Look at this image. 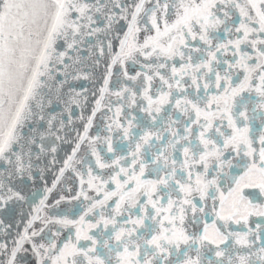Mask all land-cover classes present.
<instances>
[{
    "label": "snow or ice",
    "instance_id": "snow-or-ice-1",
    "mask_svg": "<svg viewBox=\"0 0 264 264\" xmlns=\"http://www.w3.org/2000/svg\"><path fill=\"white\" fill-rule=\"evenodd\" d=\"M121 21L127 31L112 37L114 51L109 37ZM81 45L104 75L73 141L72 106L83 109L88 96L70 81L94 79L81 68ZM129 61L141 71L130 74ZM60 103L67 122L52 111ZM105 108V131L122 133L127 155L112 135H89ZM64 144L74 146L51 186L26 192ZM0 162V212L41 195L12 246L0 242V264H20L29 252L35 264H264V226L248 227L264 218V0H0ZM65 201L80 202L78 219L46 211Z\"/></svg>",
    "mask_w": 264,
    "mask_h": 264
},
{
    "label": "water",
    "instance_id": "water-1",
    "mask_svg": "<svg viewBox=\"0 0 264 264\" xmlns=\"http://www.w3.org/2000/svg\"><path fill=\"white\" fill-rule=\"evenodd\" d=\"M127 2L131 3V0H127ZM101 26H103V21H101ZM116 29L117 31L109 37V39H112L114 51L119 50V40L113 39L112 37L115 35H119L122 38L123 33L127 31L126 23L124 21H121L118 25H116ZM90 39L94 44L95 37H92ZM80 47L81 51L79 54L84 58L85 61L81 65V68L83 72L91 73L94 79H80L79 81H70L71 85L75 87L77 91L86 89L88 96L87 104L83 107V109L76 107L75 105L72 106V119L74 121V124L69 125L66 131L68 132V138L73 141L75 140L77 131L81 133L83 132V121L78 119V117L83 114V116L87 118V116L91 114L92 108L95 106V100L99 98L98 89L103 85L104 75V65L101 64L99 67L94 68L92 65V61L88 59L89 53L85 50L87 46L81 45ZM69 55L75 56L76 53L70 52ZM52 111L56 114L64 113L63 118L67 122L68 115L65 112L64 104H54ZM73 128H75L76 131H73ZM73 146V144L62 145L61 147L63 150L59 153V162L46 173L45 179L43 181L37 178L35 185H32L31 182H27L29 187L26 188L25 191L30 193L37 188L42 191L46 185L50 187L53 180L55 179V176L58 174V169L62 166L65 155L71 153V149ZM5 168L6 166L2 162H0V171H5ZM40 198L41 195L39 193L35 197L29 195L27 203L12 204L7 210L0 212V221H3V224L0 225V229H4L7 232V235L0 234V242H6L9 247L12 246V241L18 238V234L23 233L28 219L32 214H34L32 209L39 204Z\"/></svg>",
    "mask_w": 264,
    "mask_h": 264
},
{
    "label": "flooded vegetation",
    "instance_id": "flooded-vegetation-1",
    "mask_svg": "<svg viewBox=\"0 0 264 264\" xmlns=\"http://www.w3.org/2000/svg\"><path fill=\"white\" fill-rule=\"evenodd\" d=\"M236 17H233V19H235ZM143 33H141V39L143 38ZM221 36V39H225L224 37V34L221 32L220 34ZM194 45L197 43L195 41L192 42ZM199 54L196 53V52H193V58L196 59V57L198 56ZM230 55V54H229ZM143 60V58H141V61ZM198 62V60H197ZM223 67L224 66H221V71H223ZM128 69H129V72L130 74H135V72L137 71H141V64L140 63H136V64H132L131 61L128 62ZM162 71H166V70H162ZM243 77L241 76V79ZM121 82H123V78H121ZM159 81H158V78L153 82V92L155 91V87L156 85H158ZM110 89H117L120 87V84L117 83V80H116V74H115V71H114V75L112 77V80L110 81V85H109ZM190 93L192 92V90L190 89L189 90ZM201 96H203V92L200 93ZM189 98H192V96L190 95ZM255 98V97H254ZM111 99L114 101L115 100V97H111ZM166 110L168 112H172V107L171 106H165ZM115 109L113 108V111ZM126 112L130 113V115H133V116H136L138 118V120L140 121L141 125L145 128V129H148L151 127V122L149 120V118L146 116L145 113L139 111L138 109H135V108H126L125 109ZM105 113L107 114L105 116ZM175 118H178L180 119L181 121H184L186 120L187 118L186 117H183L180 115V113L176 112L175 114ZM112 117V113L111 112H107V109H103L102 112H98L97 113V116L96 118L94 119L93 121V126L92 128L90 129V132H89V135L90 136H95L97 134H99L101 137L105 136V135H112L113 137V143H114V147L116 148L117 152L120 153V154H123V155H127L128 154V143L129 141L127 140H124L122 138V133H118V132H114V133H107L105 131V128H106V125L110 122V118ZM121 119L123 120L124 118L121 117ZM259 119L255 120L252 122V128H253V134L254 135H257L258 134V131H259ZM157 127H160V125H157ZM182 125H181V131H182ZM133 131L134 132H137L138 130L133 128ZM138 138V136H137ZM161 142L157 141L156 144H160ZM257 146H258V139H257ZM81 156L84 155V149L82 148L81 150V153H80ZM106 155H111V154H107ZM151 154H149V158H150ZM88 159H94L92 158L90 155L87 157ZM178 158L179 159H183V156L182 154H178ZM130 159V157H129ZM234 174H238L239 173V169H234L233 170ZM161 175H163V173H161ZM66 176H72V173L71 172H68L66 173ZM156 176V173L153 172L151 174V176H149L150 179H154ZM67 186H70L73 188L74 191L78 190L79 188V185H78V182H74L73 180H68L67 181ZM246 191H250V192H256V190L254 189H248ZM65 195H68V193H63ZM175 198V196L173 197ZM58 199V195L56 192H54L50 197H49V200H48V203L49 205H52L55 203V200ZM260 199H264V197H260ZM81 208H82V205L80 204L79 201H72L71 204L67 203L66 201L65 202H61V204L59 206H57L56 208H49L47 209L46 211L50 214V215H58V214H69L71 216H74V218H79V215L82 214L81 213ZM134 213H135V210H134ZM133 218H135V214L133 215ZM257 224H260L262 226H264V218H261V217H256V216H253L250 218L249 220V225L248 227H251L253 230H255ZM41 225L39 223V221H37L36 223V227L39 228ZM232 229L233 230H236V231H241V230H246L244 228H242L241 225H232ZM200 229L191 225V224H188V231L189 232H196V231H199ZM68 233L67 231H65V233L63 234L64 236H66ZM63 238V236H62ZM37 240H39L40 238L37 237L36 238ZM25 247H29L28 245H25ZM205 258L206 260L208 258H211V259H215L214 255L212 253H208V252H205ZM20 264H35V259L31 256V253H25V254H22V259H20Z\"/></svg>",
    "mask_w": 264,
    "mask_h": 264
}]
</instances>
